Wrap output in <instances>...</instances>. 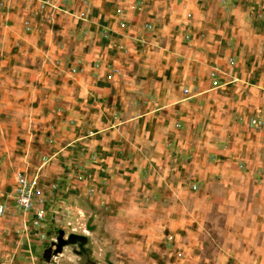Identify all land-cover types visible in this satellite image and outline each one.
<instances>
[{
  "label": "rangeland",
  "instance_id": "rangeland-1",
  "mask_svg": "<svg viewBox=\"0 0 264 264\" xmlns=\"http://www.w3.org/2000/svg\"><path fill=\"white\" fill-rule=\"evenodd\" d=\"M186 1L121 0L98 21L100 32L91 30L89 0L59 23L27 12L22 27L44 30V53L51 36L60 46L55 59L28 65L25 78L3 81L14 82L15 94L0 95V264H264V142L252 155L254 174L231 183L212 174V159L196 160L200 129L179 122L194 111L178 109L193 99V26L238 25L235 50L255 74L250 84H259L264 48H248L244 37L250 25L264 27V0ZM59 24L68 31L55 32ZM222 35L213 33L216 46L231 49ZM89 72L103 73L104 92L91 95L80 82ZM18 173L43 193L37 225L17 206Z\"/></svg>",
  "mask_w": 264,
  "mask_h": 264
},
{
  "label": "crops",
  "instance_id": "crops-1",
  "mask_svg": "<svg viewBox=\"0 0 264 264\" xmlns=\"http://www.w3.org/2000/svg\"><path fill=\"white\" fill-rule=\"evenodd\" d=\"M0 1L7 2L4 8L0 10V91H6V94L0 92V95H13L15 94L13 90L15 88L14 82L6 84L3 81L25 78L28 72L31 71L28 65H35L37 61L42 63L43 58L46 56L50 59H55L57 47L60 46V44L56 43V38L51 36V48L47 53H44V44L41 38H48L43 35L44 30L40 29L37 33L35 27V29L33 28L27 33L22 27L21 22L27 16V12L35 10L36 15L38 13L53 15L56 22L59 23L58 16L70 20L73 14H77L79 10L84 12L85 9L83 4H81L83 3L82 0ZM62 1L65 2L63 3ZM120 1L93 0L92 2V0H89L88 14L95 15V17L91 18L93 22L91 30L100 32L101 26L97 25L98 21L101 18L106 21L110 19L114 15V10H118L121 4ZM181 1L184 6L188 3L186 0ZM42 4L50 6L45 7ZM196 5L194 4L195 7H197ZM51 8H55L56 11ZM40 26L49 28L46 24H41ZM104 28L113 31L111 23H107ZM68 29L67 26L59 24L55 32L64 33ZM118 31L121 32L123 30L118 28ZM202 31L195 26L188 30L192 34L190 43L194 50L191 53L193 68L189 74V81L192 84L186 86L189 94L193 95V99L189 103L186 102L184 105L179 106L178 109L187 111L188 106H191L194 116H180L179 122L186 127L200 129L195 132L196 139L193 142L196 147V160L206 161V159H212L214 162L212 163V174L230 176L232 177L231 183H242V181L245 182L242 177H249L254 174L256 167H251L252 155L259 152L260 145L264 142V126L259 130H255L248 125L252 119L264 122V55L258 58V66L260 67L257 70L259 73V84L257 86L251 85L250 81L254 79L255 74L251 71L252 68L249 69L248 66H244L250 64H246L240 53L235 50L240 48L238 25L231 27L229 24H226V26L213 24L207 27L204 32ZM256 31L259 32L258 35H255ZM215 32H226V36L222 35L221 38L228 40L229 44H233L232 48L220 51L221 49L216 46L220 42L213 41V33ZM203 33H206L205 39L200 37ZM247 40L248 45L246 44L245 46L248 48L256 45L264 48V27L260 29L250 25L248 35L244 37V41ZM62 44L63 42H61V46ZM228 59H234L235 64L229 66L227 64ZM254 61L255 59L247 63H254ZM5 65H8V68L2 67ZM213 70L218 71L217 78L220 87L217 88L211 87V79H209V75ZM90 73L81 77L80 82L89 87L88 91L91 95L96 92H104V88H97L98 82L105 80L103 73ZM31 76H35V74H31ZM38 78H42L41 73ZM230 78L235 81L226 84ZM39 93L35 90L34 95L37 96ZM178 136L180 140L183 138V135ZM168 140H170V137ZM112 156H115V153ZM239 164L241 165L240 167L238 166ZM206 166L208 169L211 167V165L207 164Z\"/></svg>",
  "mask_w": 264,
  "mask_h": 264
},
{
  "label": "built area",
  "instance_id": "built-area-1",
  "mask_svg": "<svg viewBox=\"0 0 264 264\" xmlns=\"http://www.w3.org/2000/svg\"><path fill=\"white\" fill-rule=\"evenodd\" d=\"M214 77V73H212ZM215 79L212 80V85L216 86ZM187 94L188 90H184ZM15 191L17 206L22 212H31L34 217V224L37 225L44 215V200L43 193L37 187V182L34 177L28 178L25 173H18L15 176ZM4 207L0 206V215L3 214Z\"/></svg>",
  "mask_w": 264,
  "mask_h": 264
}]
</instances>
